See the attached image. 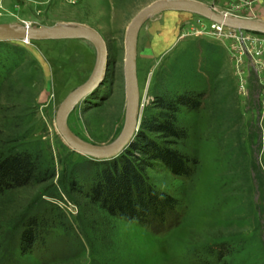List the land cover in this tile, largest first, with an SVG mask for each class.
I'll list each match as a JSON object with an SVG mask.
<instances>
[{
  "label": "rangeland",
  "instance_id": "374dc122",
  "mask_svg": "<svg viewBox=\"0 0 264 264\" xmlns=\"http://www.w3.org/2000/svg\"><path fill=\"white\" fill-rule=\"evenodd\" d=\"M151 1L0 0V23L85 24L102 35L104 78L67 116L69 128L86 141L107 143L122 127L124 35L132 16ZM201 1L264 20V0ZM95 58L84 37L0 40V83L14 71L12 81L33 96L23 101L32 106L16 145L39 153L42 167L53 173L46 186L0 193V264H264V33L174 10L151 15L139 28V124L162 87L204 92L199 107L178 112L187 135L175 146L195 158L191 173L175 175L160 160L145 167L148 181L177 201L156 227L87 205L84 193L98 161L71 149L55 125L60 102L88 77ZM2 92L1 107L7 104ZM227 114L231 119H223ZM33 213L47 226L23 252L20 233ZM222 242L227 253L218 259L213 251Z\"/></svg>",
  "mask_w": 264,
  "mask_h": 264
},
{
  "label": "trees",
  "instance_id": "16d2710c",
  "mask_svg": "<svg viewBox=\"0 0 264 264\" xmlns=\"http://www.w3.org/2000/svg\"><path fill=\"white\" fill-rule=\"evenodd\" d=\"M13 73L6 75L0 83V94L4 89L3 99L7 103L0 106V110L8 111L0 112V193L4 189L34 184L37 187L46 186L53 176L42 167L39 153L16 145L27 132L24 118L26 110L32 106L23 101H32L33 96L28 95V87L21 85L18 79L12 81ZM203 94V91L193 89L173 92L166 87H162L161 92L156 91L148 107L150 112L143 115L128 145L111 158L95 159L98 167L89 190L84 193L87 205L100 208L112 216L137 219L151 227L166 221L168 215L173 214L177 201L148 181L145 167L160 160L175 175L188 176L191 173L195 158L175 146L179 139L187 135L185 127L178 123V112L182 106L199 107ZM223 119H231L230 114ZM72 183L73 188H78L75 181ZM23 224L20 247L23 252H28L33 243L41 238L47 224L36 213L29 214ZM226 246L222 242L213 251L218 259L227 253Z\"/></svg>",
  "mask_w": 264,
  "mask_h": 264
},
{
  "label": "water",
  "instance_id": "95a60500",
  "mask_svg": "<svg viewBox=\"0 0 264 264\" xmlns=\"http://www.w3.org/2000/svg\"><path fill=\"white\" fill-rule=\"evenodd\" d=\"M162 10H186L226 26L259 31L264 33V20L240 17L212 8L201 0H153L141 7L130 19L124 35V120L119 133L109 142L98 144L77 136L67 124V116L73 106L102 81L107 66V47L100 32L85 24L54 23L52 25H32L0 23V40L9 39H50L84 37L96 49V58L88 77L71 89L60 102L55 125L65 142L80 153L94 159L111 158L119 154L131 141L139 126V89L136 73V41L142 23L152 14Z\"/></svg>",
  "mask_w": 264,
  "mask_h": 264
},
{
  "label": "bare ground",
  "instance_id": "6f19581e",
  "mask_svg": "<svg viewBox=\"0 0 264 264\" xmlns=\"http://www.w3.org/2000/svg\"><path fill=\"white\" fill-rule=\"evenodd\" d=\"M162 11H163V10H162ZM174 11H186V10H174ZM159 12H161V11H159ZM157 13H158V12H157ZM154 14H156V13H154ZM152 15H153V14H152ZM149 17H150V16H149ZM149 17H148V18H149ZM148 18H147V19H148ZM147 19H146V20H147ZM146 20H145V21H146ZM145 21H144V22H145ZM211 21H213V20H211ZM144 22H143V23H144ZM214 22H215V21H214ZM143 23H142V25H143ZM215 23H217V24H219V25H224V24H222V23H218V22H215ZM28 25H29V24H28ZM142 25H141V26H142ZM29 26H31V25H29ZM141 26H140V27H141ZM225 26H226V25H225ZM232 28H233V27H232ZM235 29H238V28H235ZM251 31H252V30H251ZM137 36H138V34H137ZM66 38H73V37H66ZM48 39H49V38H48ZM58 39H60V38H58ZM21 40L30 41V40H39V39L21 38ZM136 54H137V41H136Z\"/></svg>",
  "mask_w": 264,
  "mask_h": 264
},
{
  "label": "crops",
  "instance_id": "0c3cea01",
  "mask_svg": "<svg viewBox=\"0 0 264 264\" xmlns=\"http://www.w3.org/2000/svg\"><path fill=\"white\" fill-rule=\"evenodd\" d=\"M159 34H155L154 35V38H153V44H152V46L155 48V49H158L159 48V46H161V44L160 43H156V37L158 36ZM162 43H163V41H162Z\"/></svg>",
  "mask_w": 264,
  "mask_h": 264
},
{
  "label": "built area",
  "instance_id": "2783aa9c",
  "mask_svg": "<svg viewBox=\"0 0 264 264\" xmlns=\"http://www.w3.org/2000/svg\"><path fill=\"white\" fill-rule=\"evenodd\" d=\"M217 24V23H216ZM217 25H219V24H217Z\"/></svg>",
  "mask_w": 264,
  "mask_h": 264
}]
</instances>
